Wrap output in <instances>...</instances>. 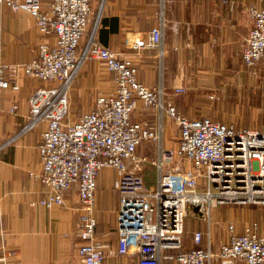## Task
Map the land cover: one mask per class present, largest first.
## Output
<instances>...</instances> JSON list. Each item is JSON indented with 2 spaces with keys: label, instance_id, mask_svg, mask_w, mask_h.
Returning <instances> with one entry per match:
<instances>
[{
  "label": "built area",
  "instance_id": "2783aa9c",
  "mask_svg": "<svg viewBox=\"0 0 264 264\" xmlns=\"http://www.w3.org/2000/svg\"><path fill=\"white\" fill-rule=\"evenodd\" d=\"M93 1L48 0L44 10L41 0H0L13 12L29 14L42 36H55L52 45H38L36 57L24 65V76L39 85L28 98V118L17 136L46 125L37 146L41 170L29 176L47 193L30 205L63 207L67 193L74 192L78 255L82 264H103L107 245L96 235L95 194L101 172L112 169L119 196L117 256L137 254V264H264V230L259 223L250 221L238 229L228 221L225 239L216 247L211 222L219 205L264 204V118L260 129H239L208 117L180 114L165 103V89L139 83L133 62L99 42L102 6L93 15ZM247 13L252 27L241 59L255 66L264 63V0L260 7H248ZM161 42V28L153 27L132 37L129 46L140 52L155 50ZM90 60L103 65L113 88L98 93L94 108L71 121V87ZM8 70L0 61V112L3 94L19 91L9 82ZM183 92L176 89L174 94ZM139 109L156 114L159 123L151 127L146 121H132ZM16 110L13 104L9 114ZM164 117L177 128L173 149L162 143ZM144 144L156 147V159L138 157L137 149ZM143 165L157 172L152 189L146 188L141 176ZM189 216L207 228L195 229L191 248L184 249Z\"/></svg>",
  "mask_w": 264,
  "mask_h": 264
},
{
  "label": "crops",
  "instance_id": "0c3cea01",
  "mask_svg": "<svg viewBox=\"0 0 264 264\" xmlns=\"http://www.w3.org/2000/svg\"><path fill=\"white\" fill-rule=\"evenodd\" d=\"M41 2L43 9L47 10L48 0ZM262 2L263 0H229V3H223V0H106L105 15L103 23L99 24L97 39L118 57L133 62L139 83L149 88L165 89L166 104H171L180 114L190 119L206 117L207 111L199 112L197 106L194 107L193 104H199L198 101L174 92L176 89L185 91L190 87L192 79L200 80L207 72L220 73L223 68L221 66L226 64L228 50L238 52L245 45L252 27L248 7H260ZM95 3L96 0L93 1L94 5ZM153 27L161 28L160 47L140 52L132 50L129 46L132 37L144 35ZM54 41V34L42 36L37 31L35 21L29 14L13 12L0 5V61L9 67V82L19 87L16 93L6 91L3 94L0 112V231L3 234L0 239V264H82L77 252L78 203L75 193H67L63 207L48 210L30 205L47 193L43 185L29 176L30 173H39L41 170L37 146L46 125L41 124L32 131L17 136L28 118V98L39 85L24 76V65L36 57L38 45H52ZM88 62L93 61L86 63ZM98 64L106 72L103 65ZM194 68L199 75H188L190 72L194 73ZM107 74L110 77L101 80V91L93 95L91 103H83L80 108H75L73 113L76 116L71 119L69 115L71 121L94 108L98 93L109 92L113 88L112 76ZM219 80L220 77L214 78L207 81V84L198 81L197 85L217 87L219 85L214 83L220 84ZM13 104L17 105V110L9 114ZM131 120L146 121L151 127L159 123L156 114L141 109L131 116ZM166 120L168 118L164 117L162 143L164 145L165 141L167 145H173L169 147L173 149L176 147L177 135L174 142L165 137V132L169 134L167 127L165 129ZM140 148L144 152L142 155L138 154ZM151 151L154 152V158H149ZM137 155L154 160L158 153L155 146L144 144L137 149ZM146 166L153 168L143 165L142 171ZM113 174L107 170L101 172L95 194L96 235L107 245L103 264H137V254L116 255L119 196ZM109 178L112 180L111 187L106 185ZM156 182L157 176L153 187ZM110 189L115 194L114 207L101 215L96 209L99 193L106 194Z\"/></svg>",
  "mask_w": 264,
  "mask_h": 264
},
{
  "label": "rangeland",
  "instance_id": "374dc122",
  "mask_svg": "<svg viewBox=\"0 0 264 264\" xmlns=\"http://www.w3.org/2000/svg\"><path fill=\"white\" fill-rule=\"evenodd\" d=\"M97 3V4H96ZM94 5L93 15L100 13L101 19L105 15L106 0H96ZM91 25V24H90ZM141 26V25H139ZM220 73L207 72L200 80H191L188 87L181 95L194 99L199 104L197 106L199 112L207 111L206 117L215 121L233 124L239 129H260L264 118V63H258L255 66H248L241 59V51L238 52L228 50L226 64L221 66ZM188 75H199L195 68ZM110 76L101 69L97 61L88 62L82 68L76 79L74 80L70 92V118H74V109L80 108L83 103H91L93 95L101 91L99 88L101 80ZM207 77V78H206ZM220 77V84L217 87H201L198 84L207 81H212L214 78ZM218 81V82H219ZM194 84V86H192ZM211 84V83H210ZM213 84V83H212ZM197 85V86H196ZM215 96L211 99V96ZM182 98H179L181 100ZM165 137L174 142L177 130L174 122L171 119L166 120ZM168 124V125H167ZM164 141V147L169 148ZM175 145V144H174ZM143 150H138V154L142 155ZM149 158H154V152L149 153ZM113 172L112 169H105ZM114 175V174H113ZM147 189L154 188L157 173L153 168L146 166L141 174ZM115 178V175H114ZM106 185L111 187L112 180L107 179ZM115 204V194L110 190L106 194L99 193L97 202V210L103 215L105 212H110ZM195 213V212H194ZM212 236L214 243L219 245L225 233V226L228 221H233L238 229H241L245 223L256 221L264 230V204H249L240 205L227 203L219 205L212 211ZM206 229L207 224L197 221L196 216H189L185 220L183 232V247L184 249L191 248V233L195 229Z\"/></svg>",
  "mask_w": 264,
  "mask_h": 264
},
{
  "label": "trees",
  "instance_id": "16d2710c",
  "mask_svg": "<svg viewBox=\"0 0 264 264\" xmlns=\"http://www.w3.org/2000/svg\"><path fill=\"white\" fill-rule=\"evenodd\" d=\"M100 23H101V24L103 23V19L100 20Z\"/></svg>",
  "mask_w": 264,
  "mask_h": 264
},
{
  "label": "bare ground",
  "instance_id": "6f19581e",
  "mask_svg": "<svg viewBox=\"0 0 264 264\" xmlns=\"http://www.w3.org/2000/svg\"><path fill=\"white\" fill-rule=\"evenodd\" d=\"M31 17V16H30Z\"/></svg>",
  "mask_w": 264,
  "mask_h": 264
}]
</instances>
